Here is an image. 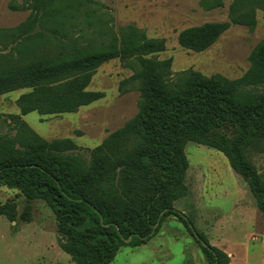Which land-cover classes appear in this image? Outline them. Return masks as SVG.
<instances>
[{
    "label": "trees",
    "instance_id": "1",
    "mask_svg": "<svg viewBox=\"0 0 264 264\" xmlns=\"http://www.w3.org/2000/svg\"><path fill=\"white\" fill-rule=\"evenodd\" d=\"M57 1L36 0L37 15L30 26L56 22V12L63 14L67 8ZM223 1L201 3L212 8ZM240 5L252 8L242 11ZM254 5L264 9V0H233L230 21L183 29L179 44L200 52L212 46L232 23L253 28ZM58 25L51 29L60 31ZM165 49L163 39L148 38L144 30L128 24L98 45L73 44L0 68V94L33 88L17 100L21 114L74 112L100 99L103 93L89 90L88 85L110 59L118 58L134 71L121 82V88L127 91L129 87L123 88L127 83L137 84L138 112L90 149L88 157L75 153L78 146L71 139L41 137L20 115H11V126L17 128L14 136L0 134V186L19 189L26 199L48 204L56 216L59 245L77 264L111 263L122 246L146 243L169 215L184 222L210 264L229 263L228 254L212 245L193 219L175 207L187 194L185 147L190 141L223 152L249 183L264 214V181L242 153L250 137L264 138V40L250 53L249 70L237 79L194 69L175 77L172 58L158 57ZM225 123L239 126L236 139L214 133ZM1 215L10 221L17 219L10 203L0 205ZM19 217L31 221L30 203Z\"/></svg>",
    "mask_w": 264,
    "mask_h": 264
},
{
    "label": "rangeland",
    "instance_id": "2",
    "mask_svg": "<svg viewBox=\"0 0 264 264\" xmlns=\"http://www.w3.org/2000/svg\"><path fill=\"white\" fill-rule=\"evenodd\" d=\"M203 0H58L67 8L58 20L34 23L36 0H0V68L47 56L73 44L95 45L118 34L119 27L134 24L148 38L165 41L160 59L172 58L173 76L194 69L206 75L222 74L230 79L243 76L250 68V53L264 40V9L254 5L253 28L232 23L219 39L204 51H193L178 42L179 33L209 21H230L233 0L207 8ZM242 11L252 8L240 5ZM45 21V20H44ZM59 24V25H58ZM58 25L60 31H53ZM134 73L118 58L103 63L88 89L103 97L74 112L21 114L17 100L33 90L19 88L0 94V134L14 136L11 115H20L31 130L47 140L71 139L76 154L89 156L111 132L138 112L140 91L134 81L122 91L121 82ZM12 120V121H11ZM10 124V125H9ZM236 139L239 126L225 123L214 130ZM189 159L185 185L187 194L175 207L193 219L209 242L230 257L228 264H264V214L249 183L236 172L221 151L190 141L185 147ZM243 157L264 181V138L250 137L242 148ZM14 206L16 220L0 216V264H77L59 245L57 220L41 199L28 200L19 189L0 186V205ZM32 206L31 221L19 215ZM13 210V209H12ZM123 247L110 264H210L203 249L184 222L169 215L147 245Z\"/></svg>",
    "mask_w": 264,
    "mask_h": 264
},
{
    "label": "crops",
    "instance_id": "3",
    "mask_svg": "<svg viewBox=\"0 0 264 264\" xmlns=\"http://www.w3.org/2000/svg\"><path fill=\"white\" fill-rule=\"evenodd\" d=\"M2 186H3V185H2ZM175 203H176V202H175ZM159 229H160V228H159ZM158 231H159V230H158ZM156 234H157V233H156ZM156 234H155V235H156ZM148 243H149V240H148L146 243L142 244V245H147ZM142 245H139V246H136V247H131V248H137V247H140V246H142ZM123 247H130V246H122V247L119 249V251L122 250ZM119 251H118V252H119ZM71 259H72V258H71ZM67 264H70L69 258H68V262H67ZM109 264H110V263H109Z\"/></svg>",
    "mask_w": 264,
    "mask_h": 264
},
{
    "label": "water",
    "instance_id": "4",
    "mask_svg": "<svg viewBox=\"0 0 264 264\" xmlns=\"http://www.w3.org/2000/svg\"><path fill=\"white\" fill-rule=\"evenodd\" d=\"M158 224H159V223H157L155 227H157V226H158ZM128 240H129V239H128Z\"/></svg>",
    "mask_w": 264,
    "mask_h": 264
}]
</instances>
